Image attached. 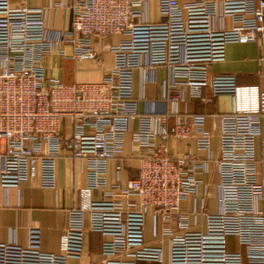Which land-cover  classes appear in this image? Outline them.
I'll return each mask as SVG.
<instances>
[{"label":"built area","instance_id":"obj_1","mask_svg":"<svg viewBox=\"0 0 264 264\" xmlns=\"http://www.w3.org/2000/svg\"><path fill=\"white\" fill-rule=\"evenodd\" d=\"M147 2L71 0V27L57 40L47 25L56 2L0 0V186H18L39 174L42 187L54 188L56 157L65 146L85 171L78 203L67 209L59 251L43 250L40 228L29 226L25 244L0 241V264H67L82 251L86 213L89 228L104 236L102 259L88 264H264V89L237 84L234 73L209 70L225 59L230 42L264 44V0H157V21L145 17ZM110 33L123 36L111 45L113 66L101 80L65 83L47 75L44 53L93 58L91 35ZM57 41L71 43L72 50ZM161 65L168 73L161 98L170 104L161 112L154 106L141 112L133 70L142 68L147 79ZM187 90L205 102L229 95L232 105L211 114L219 139L217 208L207 211L200 197L202 227L183 201L198 197V175L213 158V132L205 127L206 114L178 109ZM65 118L72 130L62 137ZM133 118L138 127L131 139L140 151L136 175L124 186L108 184L107 161L123 150ZM171 136L193 138L205 158L173 154ZM147 216L156 243L145 240Z\"/></svg>","mask_w":264,"mask_h":264},{"label":"crops","instance_id":"obj_2","mask_svg":"<svg viewBox=\"0 0 264 264\" xmlns=\"http://www.w3.org/2000/svg\"><path fill=\"white\" fill-rule=\"evenodd\" d=\"M49 0H10L13 5L25 3L31 6L46 5ZM54 5L47 15L48 35L57 39L58 34L71 27L73 16L71 0H53ZM150 21L159 19L157 0H148L144 13ZM123 35L110 33L108 35H91V45L96 56L93 58H68L58 55L54 50L46 52L42 57L47 75L59 78L65 83L79 81H99L105 71L113 66L114 54L111 45L117 43ZM58 40V39H57ZM66 52L72 50L71 43L57 41ZM211 73L229 72L236 75L237 84H256L264 89V44L254 42L236 43L226 45V57L223 61L210 65ZM168 76L167 68L157 66L150 71L145 79L142 68H135L132 73L133 95L137 100L139 111L146 112L154 106L161 112L170 104V100L162 99L163 84ZM203 96L209 94V89L203 87ZM153 102V103H152ZM177 107L187 113L206 114L205 127L211 129L212 159L208 161L206 171L198 176L202 182L198 186L197 199L194 203L193 195H188L183 205L197 212L198 227L203 226L204 215L200 210V197H204L207 211L214 212L217 208L216 183L217 172L214 159L218 154L219 139L217 135L216 120L211 116L214 112H224L231 109L229 95H219L212 101L205 102L199 97L191 96L190 91L178 99ZM172 119L169 123L172 124ZM138 120L131 119L129 128L124 134L123 150L107 161V183L117 182L124 186L128 179L136 175L140 151L132 142V131L137 129ZM71 124L65 118L59 129L62 137L71 133ZM169 149L175 155L185 152L192 153L196 158L204 159L206 151L198 149L193 138L180 139L174 136L168 138ZM85 183V171L78 158L73 157L67 146L63 147L60 155L56 157V185L54 188H45L40 184L39 174L33 175L18 186H0V241L26 243L27 228L36 226L40 228V244L45 251H59L60 236L67 223V209L77 205L78 189ZM94 195H99L95 189ZM83 232V248L79 256L68 258L67 264L98 263L102 259L101 242L104 238L101 232L89 228L88 214H85ZM144 237L147 242L156 243L152 234L151 217L147 216L144 227ZM165 245V244H164Z\"/></svg>","mask_w":264,"mask_h":264},{"label":"rangeland","instance_id":"obj_3","mask_svg":"<svg viewBox=\"0 0 264 264\" xmlns=\"http://www.w3.org/2000/svg\"><path fill=\"white\" fill-rule=\"evenodd\" d=\"M145 264H158V262L153 261V260H148V261H145Z\"/></svg>","mask_w":264,"mask_h":264}]
</instances>
